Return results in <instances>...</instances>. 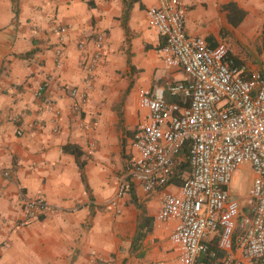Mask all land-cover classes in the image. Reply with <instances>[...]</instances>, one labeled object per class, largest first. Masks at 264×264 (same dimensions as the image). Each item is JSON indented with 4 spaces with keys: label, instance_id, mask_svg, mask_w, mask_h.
<instances>
[{
    "label": "crops",
    "instance_id": "0c3cea01",
    "mask_svg": "<svg viewBox=\"0 0 264 264\" xmlns=\"http://www.w3.org/2000/svg\"><path fill=\"white\" fill-rule=\"evenodd\" d=\"M155 4L0 0V264H182L170 240L177 221L156 219L164 195L177 193L178 185L150 194L135 186L152 228L132 248L138 212L127 194L118 195L115 178V160L123 161L124 178L132 134L146 119L139 90L161 87L169 96L170 86L187 80L157 52L164 39L148 27L146 15ZM183 4L186 34L210 46L252 48L257 31H264V0ZM251 51L252 60L263 58ZM96 54L90 77L84 63ZM238 64L244 72H264L258 62ZM39 85L45 86L36 96ZM67 144L82 152L89 192L75 157L62 151ZM38 196L48 208L17 226L25 213L19 199ZM217 239L206 238L200 264H223ZM232 254L240 264H264L248 262L238 250Z\"/></svg>",
    "mask_w": 264,
    "mask_h": 264
},
{
    "label": "built area",
    "instance_id": "2783aa9c",
    "mask_svg": "<svg viewBox=\"0 0 264 264\" xmlns=\"http://www.w3.org/2000/svg\"><path fill=\"white\" fill-rule=\"evenodd\" d=\"M146 15L148 27L164 39L157 50L162 62L187 80L168 88L176 102L161 87L139 90L138 107L147 115L133 133L121 186L126 180L153 193L169 185L186 162L177 193L165 194L156 214L160 222L177 221L170 240L181 263L200 264L211 235L226 253L223 264H240L234 250L248 262H264V72H244L228 58L225 42L210 46L203 37L187 35L183 0H156ZM98 60L97 54L85 60L90 77ZM70 95L77 98V91ZM244 167L251 175L247 209L230 194L234 172ZM19 204L25 211L20 227L48 208L41 196L20 198Z\"/></svg>",
    "mask_w": 264,
    "mask_h": 264
},
{
    "label": "trees",
    "instance_id": "16d2710c",
    "mask_svg": "<svg viewBox=\"0 0 264 264\" xmlns=\"http://www.w3.org/2000/svg\"><path fill=\"white\" fill-rule=\"evenodd\" d=\"M231 6L233 5L231 4ZM240 13L242 14V16L244 15L243 11ZM236 24L237 23H235L234 25L236 26ZM228 58L233 59L235 63L237 64V66L240 67V65L238 64V60L235 59V57L232 56L230 53L228 55ZM166 99L169 101H175V102L179 101V99H176L170 96H166ZM62 151L65 153H70L75 157L76 163L80 170L82 182L85 186L86 191L89 192V187L86 183V179L84 175L85 163L82 160V152L78 148H76L75 145H72V144H67L66 146H64L62 148ZM187 171H188V164L186 162L182 163V165H180L179 168L173 174L169 183L174 182L178 186H180ZM122 192L129 196L130 198L129 202L137 209V212H138L136 230H135V233L132 239V248H134L141 240H143L147 236V234L150 233L151 228H152V219L147 216L145 207L138 201V198L135 192V186L131 182L127 181L123 185Z\"/></svg>",
    "mask_w": 264,
    "mask_h": 264
},
{
    "label": "rangeland",
    "instance_id": "374dc122",
    "mask_svg": "<svg viewBox=\"0 0 264 264\" xmlns=\"http://www.w3.org/2000/svg\"><path fill=\"white\" fill-rule=\"evenodd\" d=\"M253 47H247L246 44L242 43H235L233 46H228L229 47V53L234 56L236 59H242L243 61L246 60L252 65L258 62L260 64H264V31H257V40L252 41ZM254 50L258 56L263 54V58L259 59H254L252 60L251 54L253 52L251 51ZM122 163L123 161H116L114 162L115 165V178L116 182L118 183V190L117 193L118 195H123L122 192V186H121V179L123 175L122 171ZM250 171L247 167L238 169L234 172L231 180V188H230V194L232 198L237 199L240 201L242 207L244 209H247L246 204H245V198L247 195V190L250 185ZM125 182H127L125 180Z\"/></svg>",
    "mask_w": 264,
    "mask_h": 264
}]
</instances>
